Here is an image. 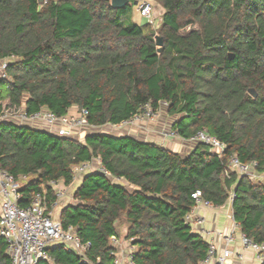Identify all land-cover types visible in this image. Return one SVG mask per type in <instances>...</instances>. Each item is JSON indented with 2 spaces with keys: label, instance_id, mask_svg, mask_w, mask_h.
Masks as SVG:
<instances>
[{
  "label": "trees",
  "instance_id": "16d2710c",
  "mask_svg": "<svg viewBox=\"0 0 264 264\" xmlns=\"http://www.w3.org/2000/svg\"><path fill=\"white\" fill-rule=\"evenodd\" d=\"M129 1L116 9L112 0H0V60L11 59L0 102L28 114L86 108L101 128L165 101L182 138L205 129L227 144L225 157L203 143L182 154L130 135L95 131L80 140L0 121V164L22 182L20 205L44 192L51 210L57 197L48 182L70 185L78 164L100 158L135 188L99 171L84 174L60 221L90 242L89 262L56 245L48 248L56 264H115L111 237L121 236L120 222L134 264H204L208 241L186 221L197 191L214 206L233 193L234 220L264 242V181L225 173L231 155L264 172V0H150L164 8L156 29L127 22L140 0ZM0 264H11L1 235Z\"/></svg>",
  "mask_w": 264,
  "mask_h": 264
},
{
  "label": "built area",
  "instance_id": "2783aa9c",
  "mask_svg": "<svg viewBox=\"0 0 264 264\" xmlns=\"http://www.w3.org/2000/svg\"><path fill=\"white\" fill-rule=\"evenodd\" d=\"M48 0H42L44 5ZM139 14L152 22L155 13V6L150 0H140L137 4ZM10 58L0 60V78L7 77L5 70ZM168 103L163 101L157 110L150 104L142 107V111L135 114L131 119L119 124H112L114 127H129L145 120H155L160 118L161 112L166 109ZM88 110L78 106L72 107L65 115H57L51 110L43 107L31 114L26 113L23 108L4 107L0 111V121H13L21 125H29L58 136L76 137V133L83 129L96 131L98 128L91 125L88 120ZM91 133V132H90ZM166 139L178 138L187 140L192 144L203 143L210 147V150L220 158L225 157L227 144L209 133L205 129H199L189 139L182 138L176 130L169 128L163 131ZM226 171L228 175L231 171H236L241 176H246L250 180L264 181V172L256 170V162H241L236 155L227 158ZM102 172L107 177L123 182L122 178H114L102 165L100 158L81 162L74 168V179L89 172ZM48 185L53 188L58 198L67 192L63 181L52 179ZM22 182L6 171L0 164V235L7 243V253L11 258V264H38L40 260L51 261L52 257L48 253V248L56 244L62 245L66 250L78 255L85 263L89 262L87 251L90 242H84L77 232L76 227L69 225L63 227L59 219H55L52 211L46 206V193L32 192L30 201L22 206L19 201L23 194L21 192ZM196 200L195 206L186 216V221L191 225L193 231L200 233L209 244L207 256L204 264H234L232 258L241 253L234 250V244L239 241L244 249H251L255 252L258 264H264V242H256L243 233L239 224L231 219L233 226L231 230H218L211 232L204 226L205 218L198 213L201 207H215L213 203L203 199L201 192L193 194ZM232 193L229 201L232 202ZM212 233V234H211ZM209 236V238H208ZM111 243L116 247L118 239L111 237ZM133 252V250H132ZM132 252L128 257V264H134ZM115 264H123L122 258L116 255Z\"/></svg>",
  "mask_w": 264,
  "mask_h": 264
},
{
  "label": "crops",
  "instance_id": "0c3cea01",
  "mask_svg": "<svg viewBox=\"0 0 264 264\" xmlns=\"http://www.w3.org/2000/svg\"><path fill=\"white\" fill-rule=\"evenodd\" d=\"M136 11H138V10L136 9ZM137 13H139V12H137ZM0 103L2 104V109H3L4 107L7 106L8 101L6 100V101L0 102ZM152 127H154V125H148V123L143 122L137 128L136 127L135 128L130 127L129 128L130 131L120 133L116 136L130 135V136H133V137H135L139 140H142V141L159 143V144H161V145H163V146H165V147H167L173 151L179 152V150H176V148H175V143H172V142L168 143V141H165V140L162 141L159 138L156 139L157 136H155L156 133ZM84 137H85V135L76 136V138H78L80 140H84ZM187 142L190 143L189 141H187ZM193 146H195V144L191 143L188 150H191L193 148ZM179 147H181V146L179 145ZM83 175L81 177H79L78 179L75 178L74 182L72 184H70V185L65 184L66 190H67L66 194L64 196L58 198L57 201L53 204V206L51 208L52 215L55 219L60 220V215H61L62 209L65 206L70 205V204H74L77 202V200L74 198V193H75L77 186H79V184L81 183ZM123 183L126 185V187H128L131 190L135 188L133 185L128 184L124 179H123ZM198 213L200 215L204 216V218H205L204 226L206 227L207 230H209L211 232H215L218 230H225V231L229 232L233 226V222L231 219V215H232V202L231 201H228L223 206H215L212 208L201 207L199 209ZM122 231L123 232H121V233H125L126 228L124 227L122 229ZM121 238L122 237H120V236L117 238L118 243H117L116 247L114 246L115 251H116V255H118L122 258L123 264H128V257L130 255V253L132 252V250L135 249V247L132 245V243L129 240L125 239V235H124V239L121 240ZM208 238H209V236H208ZM56 245H59V244H56ZM56 245H54V246H56ZM234 250L236 252L238 251L242 255V258H239L238 256H234L232 258L231 262H233L234 264H258L255 252L251 249H244L241 246L239 241H237L234 244ZM48 262L50 264H56L53 257H52V260L48 261Z\"/></svg>",
  "mask_w": 264,
  "mask_h": 264
},
{
  "label": "rangeland",
  "instance_id": "374dc122",
  "mask_svg": "<svg viewBox=\"0 0 264 264\" xmlns=\"http://www.w3.org/2000/svg\"><path fill=\"white\" fill-rule=\"evenodd\" d=\"M154 4V3H153ZM155 13L153 15V18H152V22H150L151 24V27L152 29H156L158 28L161 24H162V21H163V13H164V8L161 6V5H155ZM137 9V4H134L130 11H128V13L126 14V20L128 22L129 20V17H132V19H134L136 22L140 23V24H145V23H148L149 21L146 20L145 18H143L139 13H137L138 11H136ZM138 10V9H137ZM191 28H188L186 30V32H188ZM178 118V116H171L167 113V109H164L162 110L161 112V116L160 118H157L155 120H145L143 122H146L148 123V125H154V127H152L154 130H155V133L157 136V138H159L160 140L162 141H168L169 142H172V143H175V148L176 150H179L180 153L182 154H186L188 153L190 150L189 147L191 145V143H188L186 140H182V139H176V138H173V139H166L163 137V131L164 130H167L169 128H172V125H173V122ZM143 122H138L134 125H131L129 127H121V128H117V127H114L113 125H106L104 127H101V128H98L96 131L97 132H101V133H107V134H111V135H118L120 133H124L126 131H130V127L131 128H137L138 126L141 125V123ZM133 130V129H132ZM90 132H94V131H90L88 129H83V130H80L79 132L76 133V136H82V135H86V134H89ZM159 135V136H158ZM179 145L181 147H179ZM179 148V149H178ZM183 148V149H182ZM82 175L78 176L77 179L79 177H81ZM119 226H120V229H121V232L122 229L126 226H125V223L124 222H120L119 223ZM125 233H121V240L124 239V235Z\"/></svg>",
  "mask_w": 264,
  "mask_h": 264
},
{
  "label": "water",
  "instance_id": "95a60500",
  "mask_svg": "<svg viewBox=\"0 0 264 264\" xmlns=\"http://www.w3.org/2000/svg\"><path fill=\"white\" fill-rule=\"evenodd\" d=\"M111 4L114 8L121 9V8L127 7L130 4V1L129 0H112ZM135 4H138V1H136ZM156 44L159 47H161V45L163 44L162 37H160L159 35H156ZM250 92L254 96L257 95L254 89H250Z\"/></svg>",
  "mask_w": 264,
  "mask_h": 264
}]
</instances>
